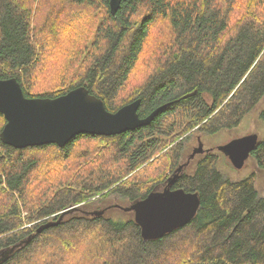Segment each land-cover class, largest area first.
Wrapping results in <instances>:
<instances>
[{
    "label": "trees",
    "instance_id": "trees-1",
    "mask_svg": "<svg viewBox=\"0 0 264 264\" xmlns=\"http://www.w3.org/2000/svg\"><path fill=\"white\" fill-rule=\"evenodd\" d=\"M11 77L26 97L84 86L110 112L138 98L142 118L165 106L133 130L62 147L0 139V264H264L255 173L231 178L217 154L172 179L200 204L160 238L144 239L134 219L73 214L144 198L176 174L193 133L235 129L255 108L264 0H121L115 15L109 0H0V78ZM251 155L264 168V140Z\"/></svg>",
    "mask_w": 264,
    "mask_h": 264
},
{
    "label": "water",
    "instance_id": "water-1",
    "mask_svg": "<svg viewBox=\"0 0 264 264\" xmlns=\"http://www.w3.org/2000/svg\"><path fill=\"white\" fill-rule=\"evenodd\" d=\"M120 3L121 0H109L113 15ZM139 106L138 98L110 112L104 102L84 86L54 98L26 97L16 78H0V113L5 119L0 139L4 144L19 149L50 143L62 147L82 133L117 135L133 130L149 123L165 105L143 118L137 113ZM257 143V134L250 133L220 145L219 151L228 157L235 169H241ZM199 204L195 192L164 188L152 190L123 210L135 212L141 236L151 239L160 238L187 224L195 216Z\"/></svg>",
    "mask_w": 264,
    "mask_h": 264
},
{
    "label": "rangeland",
    "instance_id": "rangeland-1",
    "mask_svg": "<svg viewBox=\"0 0 264 264\" xmlns=\"http://www.w3.org/2000/svg\"><path fill=\"white\" fill-rule=\"evenodd\" d=\"M264 109V97L260 102L255 106V108L247 114L240 124L235 129L231 130H222L214 135L202 136L198 133H193L184 144V154L181 159V169L184 172L191 173L200 159L201 155H197L194 160H189V155L192 152V149L197 147L199 137L200 146L202 148H212L215 150L216 145H222L234 138L241 137L246 134L256 133L258 137V142L264 140V120L260 118V112ZM216 153L220 152L215 150ZM218 167L231 178H244L250 173H255V186L261 197L264 198V168H259L254 156L250 155L245 161L241 169H235L230 163L229 159L225 157L222 152L218 153ZM163 185L157 187V190H162ZM132 204L131 201L120 198V197H108L101 201L95 200L84 204L81 209L74 211L73 214L77 216H92L93 214L104 209L103 214L107 217L113 218L116 221H127L135 220V212L125 211L124 207H128ZM3 255L0 254V258Z\"/></svg>",
    "mask_w": 264,
    "mask_h": 264
},
{
    "label": "flooded vegetation",
    "instance_id": "flooded-vegetation-1",
    "mask_svg": "<svg viewBox=\"0 0 264 264\" xmlns=\"http://www.w3.org/2000/svg\"><path fill=\"white\" fill-rule=\"evenodd\" d=\"M197 140H198V145H197V147H195V148H193L192 149V152L190 153V155H189V160H187V163H188V161H190V160H194L196 157H197V155H201V157H200V159L198 160V162L203 158V156L205 155V154H217L218 155V153H219V155H220V153H221V151L220 152H217L216 153V151L215 150H218L219 151V146L220 145H216L215 146V150H213L212 148H202V145L200 146V141H199V137H197ZM227 143V142H226ZM225 144V143H224ZM223 145V144H222ZM195 151V152H194ZM223 154V153H222ZM225 155V154H224ZM251 155V154H250ZM249 155V156H250ZM225 157L226 158H228L226 155H225ZM197 162V163H198ZM197 165V164H196ZM182 173H184V171H182V169H181V164L179 165V167H178V169H177V171H176V174L171 178V180L173 179V178H175V176L176 175H178V174H182ZM170 180V181H171ZM169 181V182H170ZM169 182H167V183H164V184H162L163 185V188H162V190L164 189V188H169V190H171V189H176V188H172V184L170 185L169 184ZM160 186V185H159ZM154 190H157V188H155ZM158 191H161V190H158Z\"/></svg>",
    "mask_w": 264,
    "mask_h": 264
}]
</instances>
